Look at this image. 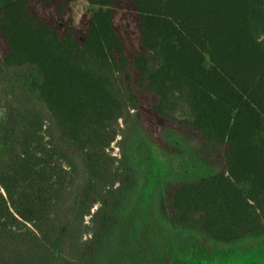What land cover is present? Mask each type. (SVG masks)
<instances>
[{
  "label": "trees",
  "instance_id": "obj_1",
  "mask_svg": "<svg viewBox=\"0 0 264 264\" xmlns=\"http://www.w3.org/2000/svg\"><path fill=\"white\" fill-rule=\"evenodd\" d=\"M32 1L0 0V264H98L137 184L125 146L141 117L135 80L222 170L162 195L163 228L139 219L129 264H179L177 238L224 248L264 237V0H131L132 56L118 0H87L82 37Z\"/></svg>",
  "mask_w": 264,
  "mask_h": 264
},
{
  "label": "rangeland",
  "instance_id": "obj_2",
  "mask_svg": "<svg viewBox=\"0 0 264 264\" xmlns=\"http://www.w3.org/2000/svg\"><path fill=\"white\" fill-rule=\"evenodd\" d=\"M31 9L61 32L68 25H74L81 37L88 27L91 11L87 0H33ZM114 9L115 26L125 42L127 54L132 56L140 49L138 14L131 0H118ZM5 50L6 43L0 36V54ZM133 86L139 96L141 117L139 127L129 133L125 146L130 164L136 171L137 184L122 203L118 225L106 239L98 264H129L135 252V229L139 219L151 220L163 228L159 214L162 195L172 192L180 183L222 170L219 157L206 162V157L201 156L202 138L198 131L161 116L154 108L155 99L140 89L136 80ZM8 104L7 100L0 104V133H3L2 126L9 114ZM255 141L262 145L264 128ZM112 147L114 154L119 155L117 144ZM186 241L184 238L172 241L179 264H196L203 255L208 261L197 264H264V237L249 238L224 248L205 238L203 244L196 246ZM190 245L192 250L187 248Z\"/></svg>",
  "mask_w": 264,
  "mask_h": 264
}]
</instances>
